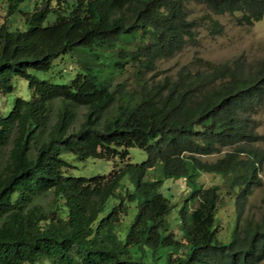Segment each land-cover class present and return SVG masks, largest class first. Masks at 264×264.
<instances>
[{
    "label": "trees",
    "instance_id": "trees-1",
    "mask_svg": "<svg viewBox=\"0 0 264 264\" xmlns=\"http://www.w3.org/2000/svg\"><path fill=\"white\" fill-rule=\"evenodd\" d=\"M12 16L24 0H7ZM207 9L203 23L189 19L187 4ZM231 14L240 25L264 19V0H43L22 12L25 30L0 25V94L27 80L33 98H17L0 114V264H260L264 260V215L242 219L246 199L263 185L264 140L251 118L264 104V61L203 62L163 85L115 84L127 64L138 73L180 53L197 28L212 35L224 26L211 15ZM55 21L45 25L48 16ZM79 63L69 82L41 79L55 61ZM61 79H64L60 76ZM60 101L52 123L53 104ZM74 106L87 109L72 129ZM110 110L107 116L105 114ZM131 148L147 155L128 162ZM232 148L216 162L198 156ZM116 159L107 176L69 175L62 157ZM158 178L151 177L153 172ZM201 173L221 176L205 188ZM126 178L134 190L121 189ZM184 178L195 207L179 214L184 241L168 218L175 205L161 191L164 180ZM51 194L43 205L41 195ZM234 201L232 239H220L222 196ZM114 204L110 205V202ZM137 209L129 218L131 208Z\"/></svg>",
    "mask_w": 264,
    "mask_h": 264
},
{
    "label": "rangeland",
    "instance_id": "rangeland-1",
    "mask_svg": "<svg viewBox=\"0 0 264 264\" xmlns=\"http://www.w3.org/2000/svg\"><path fill=\"white\" fill-rule=\"evenodd\" d=\"M43 0H24L12 16L8 17V2L0 0V25L7 23L11 30H25L26 25L22 12H32L37 2ZM73 0H69V2ZM187 15L189 19H198L203 23V17L207 16V9L204 5L190 2L187 4ZM215 20H218L224 26V32L219 35H212L204 26L197 28L195 38L188 40L184 49L174 57L158 60L156 69L147 71L142 76L138 73V69L134 64H127L125 70L115 75V84L123 83L125 88L132 87L136 89L134 84L138 81L147 83L150 87L157 84L163 85L168 78L175 79L181 71L196 72L200 69L203 62H211L222 64L240 59L247 67L257 65L264 61V19L255 23L252 26L240 25L237 18L231 14L211 15ZM55 21V16H48L45 25ZM79 63L76 58L72 59L70 55H66L55 61V67L52 73L43 74L37 73L41 79H51L52 82L62 83L69 82L75 77L79 70ZM62 76L64 79H61ZM15 91L10 95L0 94V114L7 115L13 108L17 98L29 101L33 98V93L29 89L27 80L18 78L14 80ZM60 101L53 104L51 114L52 123L55 122ZM76 113L75 121L72 129H78L85 120L87 109L81 106H74ZM111 109L107 111L108 115ZM255 121L256 132L264 136V104L258 106V110L251 116ZM257 147L264 150V140L255 144ZM10 146L4 148L0 152V159L5 158L9 153ZM232 148H225L219 153L212 155L198 156L202 161L213 163L222 158ZM62 157L72 166L68 174L77 177H96L107 176L115 168L116 165L122 166L118 158L116 159H95L88 158L79 160L72 154H63ZM147 160L146 153L139 148H131L129 151L128 162L142 163ZM156 174L154 171L151 174L153 177ZM153 175V176H152ZM159 175V174H158ZM158 175L153 178H158ZM263 185L256 188L253 193L246 199L242 208V219L260 220L264 215V165L260 173ZM198 182L205 188L214 185H222V177L208 173H201ZM127 189L134 190L135 185L130 178H126L121 192L124 193ZM192 187H189L184 178L166 179L163 182L161 191L167 197L175 208L172 215L168 218L170 227L177 238L184 241L183 233L179 226V214L183 207L187 204V212L190 213L195 205L192 202H187L191 197ZM51 194L41 195L37 198V202L46 205L51 200ZM222 203L219 216L218 228L219 237L222 240L229 242L232 239L233 233L237 225V212L233 200H230L225 195L222 196ZM114 201L110 202V205ZM129 218L137 213V209L132 206ZM42 264H50L45 261ZM264 264V260L260 263Z\"/></svg>",
    "mask_w": 264,
    "mask_h": 264
}]
</instances>
